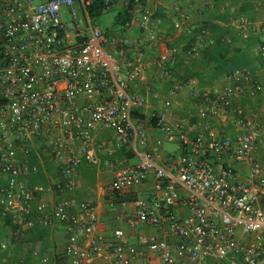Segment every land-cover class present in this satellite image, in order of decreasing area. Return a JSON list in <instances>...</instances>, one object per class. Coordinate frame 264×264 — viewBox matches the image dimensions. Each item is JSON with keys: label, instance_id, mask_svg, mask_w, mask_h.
<instances>
[{"label": "built area", "instance_id": "obj_1", "mask_svg": "<svg viewBox=\"0 0 264 264\" xmlns=\"http://www.w3.org/2000/svg\"><path fill=\"white\" fill-rule=\"evenodd\" d=\"M97 0H0V210L13 216L16 232L0 241L10 248L13 238L36 228L67 224L65 254L70 264H95V257L110 264H264V77L250 66L231 68L223 80L201 87L195 76L175 80L161 110L151 112L163 134L182 150L170 151L164 163L143 148L150 133L134 111L149 108V97L137 89L147 65L143 47L159 48L161 66L174 64L184 51L187 58L202 55L205 47L231 35H214L209 25L197 27L191 13L175 1L173 24L192 33L184 46L171 45L160 31L162 18L154 16L148 0H135L143 39L134 59L123 54L129 38L122 34L109 47V38L91 14ZM116 0H104L107 9ZM66 7L72 16L67 22ZM238 27L256 30L245 14ZM242 33V31H239ZM124 58V59H123ZM264 68V42L259 46ZM164 73L169 75V70ZM187 90L198 106L199 122L172 121L168 109L173 98ZM261 98L258 109L243 99ZM225 116L236 128L222 133L211 116ZM100 125L116 133V146L129 144L138 155L135 164L115 170L112 189L122 192L154 175L155 192L135 199L128 218L132 227H145L131 243L122 228L113 237L99 231L97 206L78 200L76 175L87 161L100 165L95 144ZM197 129V130H196ZM193 131H196L193 133ZM39 139L60 164L65 182L54 204L47 200L33 207L42 186L30 187L23 179L31 142ZM246 163L241 174L238 164ZM37 169L36 166L33 167ZM77 206L75 212L71 208ZM178 207L185 209L180 214ZM152 252V254L147 253ZM41 263L51 257L33 248Z\"/></svg>", "mask_w": 264, "mask_h": 264}, {"label": "crops", "instance_id": "obj_2", "mask_svg": "<svg viewBox=\"0 0 264 264\" xmlns=\"http://www.w3.org/2000/svg\"><path fill=\"white\" fill-rule=\"evenodd\" d=\"M151 7L154 10V16L162 18L161 35L171 45L185 46L190 42L192 33L183 29L178 30L173 24V4L175 1L179 2L180 6L192 15V23L197 27L202 25H209L214 29V35L216 37L228 34L233 38V46L239 49L240 53L246 59V64L249 65L257 76L263 78L264 73H258L257 65L260 66L259 60V45H248V41L251 36L264 33V0H148ZM130 0H116L115 7L121 8V10L129 5ZM113 6V7H114ZM239 14H245L248 18L253 20L256 24V30L249 29L245 33L243 28L238 27L235 18ZM136 16L134 10H132V18ZM239 31H242L239 32ZM126 35L132 43L127 47V53L123 57L127 59H134L135 53L139 49V43L143 39V32L140 29L139 23L135 20L130 27L125 26V30L112 29L110 31L109 43L110 47H115L114 43L120 35ZM264 36V34H263ZM134 42V43H133ZM142 62L150 67L154 65L155 61L159 58V48L156 46L146 44L143 47ZM203 55V53H202ZM197 58H187L182 51L177 55V62L175 66L178 71L185 69L186 67L192 68L194 71H200L198 62L201 61L203 56ZM257 59V60H256ZM161 66V65H160ZM152 69V68H151ZM204 69V68H203ZM161 75H163L161 73ZM164 76V75H163ZM138 81H134V85L137 88ZM160 84H157L156 88L159 89ZM202 88L206 85H200ZM169 85L167 84L166 92L162 94L161 104L159 110L164 107V101L169 95ZM140 90V89H139ZM151 96H157V92L150 93ZM183 96V95H182ZM180 96V97H182ZM149 97V96H148ZM177 96L173 98V104L168 109L169 117L172 121H186L191 124L199 122L197 112L198 106L195 103L194 98L179 101L177 104ZM179 97V96H178ZM149 100V99H148ZM249 101L243 99L241 102ZM149 106L152 109V104L149 100ZM150 107L148 109H150ZM194 111L196 113H194ZM147 118V117H146ZM211 121L218 125L221 121V125L229 126L223 128L222 133L234 134L236 128L230 123L229 119L225 116H211ZM200 123V122H199ZM148 128L150 138L148 143L143 147L145 149L152 150L157 160L164 163L167 155L173 150H182V146L176 142L167 139H163L162 143H158V139L163 137V134L157 129L153 123ZM197 130V129H196ZM196 131H193V133ZM95 144L97 151L101 157L100 165L90 164L84 161L78 168L76 179L78 187L76 189V195L78 200H90L96 206L99 213V231L107 237H113L114 230L122 228L129 235L130 242H137V235L143 230H151V228L145 227H132L128 224V218L134 212V202L136 198L146 197L152 195L155 192L154 188V175H151L142 184L133 186L122 192H117L112 189L114 181L115 170L119 167L135 164L138 161L137 153L132 149L129 144L123 146H116V133L114 130L105 128L100 125L95 132ZM32 153L25 160L24 156H20L25 162V172L23 179L30 187L37 185L42 186L40 191H37L33 200V207H36L41 201L47 200L51 205L61 196V194H71L69 190L64 192L60 191L57 187L59 183L65 182V176L62 172L59 162L49 152L48 148L39 139H35L31 142ZM36 166L37 169L33 167ZM238 168L241 174L247 172L248 166L246 163L238 164ZM77 206L71 208V212H75ZM180 214H184L186 211L183 207H178ZM69 228L66 223L57 221L52 226L38 225L36 228L26 230L23 235L24 241L22 245L15 244L12 248L8 249L7 254L4 256V262L6 264L10 260H14L16 264H37L41 263L38 259L34 258L30 254V248H39L42 253L47 254V251L52 252L53 258H58L59 250L65 251V245L69 237ZM29 241V243H28ZM57 244H62L61 247H57ZM28 248V250H27ZM52 250V251H51ZM14 252V253H13ZM65 253V252H64ZM152 254V252L147 251ZM17 254V255H16ZM12 255V256H11ZM11 256V257H10ZM66 256V254H65ZM67 257V256H66ZM68 258V257H67ZM95 264H110L105 262L100 257H95ZM69 261V259H68ZM26 262V263H25ZM14 264V262H8ZM70 263V261H69ZM138 264H143V260L137 261ZM153 264H160L158 258L154 257ZM89 264V263H88Z\"/></svg>", "mask_w": 264, "mask_h": 264}, {"label": "trees", "instance_id": "obj_3", "mask_svg": "<svg viewBox=\"0 0 264 264\" xmlns=\"http://www.w3.org/2000/svg\"><path fill=\"white\" fill-rule=\"evenodd\" d=\"M135 3V0H130L129 5L119 11L117 21L122 24H126L128 20H131L132 10H134L135 8ZM105 10H107V8L105 7L104 0H97L96 4L91 7V14L93 17H97L101 15ZM105 33L108 38H110V31L107 30L105 31ZM263 34L264 33L260 32L259 34L251 36L247 44L260 46L264 42ZM186 48L187 45H185L183 49L185 50ZM202 56L203 57L201 61L198 62V65L201 68L198 72L194 71L190 67H186L185 69L178 71L177 67L175 66L177 61L175 62V64H167L164 67L160 66L161 73L166 77V80L168 78V85L171 86V84L175 80H187L189 77L195 76L198 79L200 85L209 86L223 80L227 72L231 68L238 66H249L246 64V59L240 53L239 49H236L233 44L228 45L222 43L221 38H219L218 41L214 44L205 47ZM165 69L169 70V75H166L164 73ZM145 110V108L137 109L134 111V114L142 119H145L147 117ZM151 123L156 126V118L151 117ZM16 229L17 225L13 220V216L6 211L0 210V241L14 234L16 232ZM25 233L26 230L23 232V235ZM22 238L23 236L13 238L11 248L15 244L21 246L24 242ZM8 249L10 248H0V264L4 262L3 259L4 256L7 254Z\"/></svg>", "mask_w": 264, "mask_h": 264}, {"label": "rangeland", "instance_id": "obj_4", "mask_svg": "<svg viewBox=\"0 0 264 264\" xmlns=\"http://www.w3.org/2000/svg\"><path fill=\"white\" fill-rule=\"evenodd\" d=\"M120 10H121V8H118V7H115V6L111 7L109 9L105 10L101 15H99L97 17H94V20L97 21L98 24L101 26V28L103 30H105V31H107V30L111 31L112 29H115V28L122 29L124 31L125 30V24H122L119 21H117V16H118V13H119ZM62 14H63L64 19L67 22H71L72 21V16L70 14V11L66 7H62ZM129 42L132 43V41H129ZM109 47H110V43H109ZM124 54H128L129 55V53H127V51H125ZM151 68L147 67V70H146V72H145V74L143 76V79L138 80V82H137L138 85H139L137 87V89H140L141 92H144L145 95L149 96V100H150V102L152 104V109L150 107V109L147 108L145 110V112L147 114V118L142 120V123L145 125L146 128L151 125V112L159 110V107H160V104H161L162 94H164L166 92V88H167V84H168V81H167L168 78L166 80L165 79L166 77L161 75L159 59H157L155 61L154 65H152ZM255 70H257V72L259 74L260 73H262V74L264 73V68H263L262 64H260V66L257 65V68ZM157 84H160L159 89L152 90V88H154V87L156 88ZM152 91L153 92H157V96H155V97L151 96L150 93H152ZM184 95L186 96V99H187V97L189 99L190 96H191L186 89L183 90L179 95H177V97H176L177 99H175V100H177L176 101L177 104L180 103L179 101L182 102V100L185 99ZM180 96H182V97H180ZM262 101L263 100H261V98H256L253 101L249 99V102H251L252 107L254 109H258L261 106ZM194 113H196V112L194 111ZM223 122L224 121H221L219 126L215 124V126L221 132H222L223 128H225V127L227 129L230 128L229 126L227 127L225 124L221 125V123H223ZM105 128L113 130V129L108 128V127H105ZM24 237L25 236H23L22 240H24ZM28 243H29V241H28ZM61 246H62V244H57V247H61ZM30 249L32 250V248H30ZM36 249L39 250V248H36ZM27 250H28V248H27ZM31 250H30V252H31ZM47 252H48L47 254L51 257L50 263H48V264H70L69 261H68V258L65 256V253H64L65 251L63 249L59 250V253L57 252V254L59 256L57 259L52 257V256H54V255H52V252H50V251H47ZM13 258H14V260H10L8 262H11V263L14 262V264H16L17 259L15 260V257H13ZM8 262L6 264H9ZM37 264H44V263H38L37 262ZM241 264H244V263L241 262Z\"/></svg>", "mask_w": 264, "mask_h": 264}]
</instances>
